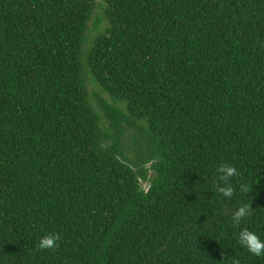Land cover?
<instances>
[{"label":"trees","instance_id":"16d2710c","mask_svg":"<svg viewBox=\"0 0 264 264\" xmlns=\"http://www.w3.org/2000/svg\"><path fill=\"white\" fill-rule=\"evenodd\" d=\"M96 10L0 0V264H264V0Z\"/></svg>","mask_w":264,"mask_h":264},{"label":"clouds","instance_id":"9594fccd","mask_svg":"<svg viewBox=\"0 0 264 264\" xmlns=\"http://www.w3.org/2000/svg\"><path fill=\"white\" fill-rule=\"evenodd\" d=\"M220 179L225 183L216 189V191L222 194L223 197H231L234 193V188L231 184L227 183L230 178L238 175V170L231 164H222L218 168ZM245 192L248 191L247 186H242ZM251 214L250 204H245L236 208L232 214V223L234 225H240L241 222ZM61 239L58 233H50L43 235L38 242V249H53L57 246L58 241ZM238 244L246 249L248 253L253 256H264V239H261L257 233L247 228H243L237 235Z\"/></svg>","mask_w":264,"mask_h":264},{"label":"rangeland","instance_id":"374dc122","mask_svg":"<svg viewBox=\"0 0 264 264\" xmlns=\"http://www.w3.org/2000/svg\"><path fill=\"white\" fill-rule=\"evenodd\" d=\"M103 2H104V0H96L97 10L95 11V13H94V15H93V18H92V20H91V23H90V27H91V28H92V25H93V23H94V19H95V17L101 15V12H100V10H99V7L103 4ZM103 24H104V22H103ZM103 24H102V25H103Z\"/></svg>","mask_w":264,"mask_h":264}]
</instances>
